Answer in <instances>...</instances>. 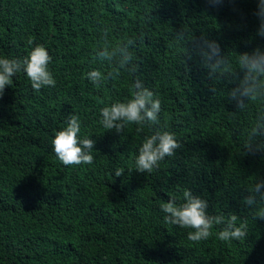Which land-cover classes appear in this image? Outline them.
Listing matches in <instances>:
<instances>
[{"label": "trees", "instance_id": "16d2710c", "mask_svg": "<svg viewBox=\"0 0 264 264\" xmlns=\"http://www.w3.org/2000/svg\"><path fill=\"white\" fill-rule=\"evenodd\" d=\"M258 12L259 0H0V58L43 46L55 80L34 90L21 71L0 96V264H264V203H244L264 180V76L256 95H239L251 77L240 56L264 55ZM209 44L211 61L200 55ZM136 79L160 100L158 123L104 128L101 109L127 103ZM70 115L78 139L95 142L92 164L53 151ZM155 130L181 147L138 173ZM185 190L224 217L205 240L165 222L162 205ZM232 214L246 235L221 241Z\"/></svg>", "mask_w": 264, "mask_h": 264}, {"label": "clouds", "instance_id": "9594fccd", "mask_svg": "<svg viewBox=\"0 0 264 264\" xmlns=\"http://www.w3.org/2000/svg\"><path fill=\"white\" fill-rule=\"evenodd\" d=\"M212 5H216L221 0H208ZM261 20L258 35L264 36V0H259V12L257 13ZM207 48L210 51H201L206 60H213L219 54L218 46L209 44ZM254 55L249 57L247 53L240 56L239 62L248 69L251 77H246L239 95L245 98H251L257 94V82L254 77L264 76V55H260L258 49L254 50ZM131 59L125 57V63ZM51 57L43 46L37 45L30 54L23 60L0 58V96L7 85L11 84V78L18 72L26 73L34 90H39L43 86H55V80L52 78L47 65ZM215 66H219L216 62ZM87 78L94 84L101 79V72L91 71ZM133 89L132 97L127 103H113L110 107L101 109V123L106 129H115L119 133L126 123H135L137 125H155L158 123V113L161 104L159 99H153V93L145 88L139 79L131 86ZM81 125L79 118L70 115L66 121V127L58 131L52 140L53 151L58 160L63 165H81L92 164L93 156L91 152L94 147V141L89 138L78 139ZM142 127L137 128V132L142 131ZM253 135H257L255 130ZM181 145L176 141L174 134L167 131L161 132L155 130L150 136L145 137L142 146L139 148V155L136 158L135 165L138 173H151L153 169L159 166V162L166 156H172L175 150ZM249 152L260 151L259 146L253 150L251 144L247 146ZM246 154H248L246 152ZM123 174V169H118L116 177ZM264 180L256 181L244 203L251 206L256 203L255 197L258 195L261 203H264ZM183 203L177 204L175 199H170L162 205V211L166 214L164 219L166 223L177 225L181 228L193 229L188 233V240L199 242L209 238L213 225L224 223L223 216H209L206 212L207 202L199 196H194L190 190L183 192ZM260 219H264V209L257 212ZM237 216L230 215L226 227L219 231L218 239L228 241L231 239L239 240L246 235V224L236 226Z\"/></svg>", "mask_w": 264, "mask_h": 264}]
</instances>
